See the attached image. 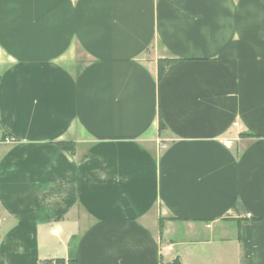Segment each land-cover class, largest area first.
<instances>
[{
	"label": "crops",
	"instance_id": "0c3cea01",
	"mask_svg": "<svg viewBox=\"0 0 264 264\" xmlns=\"http://www.w3.org/2000/svg\"><path fill=\"white\" fill-rule=\"evenodd\" d=\"M0 135V264H264V0H0Z\"/></svg>",
	"mask_w": 264,
	"mask_h": 264
},
{
	"label": "trees",
	"instance_id": "16d2710c",
	"mask_svg": "<svg viewBox=\"0 0 264 264\" xmlns=\"http://www.w3.org/2000/svg\"><path fill=\"white\" fill-rule=\"evenodd\" d=\"M178 60L174 58H161L158 60V71H159V77L165 73L167 68L174 63H176ZM163 123L160 122V129L163 128ZM58 145H60L62 148L68 150L71 153H74L75 151V144L71 141H57ZM163 227V220H160V229ZM42 264H65V260L62 258H56V259H48L42 262Z\"/></svg>",
	"mask_w": 264,
	"mask_h": 264
},
{
	"label": "built area",
	"instance_id": "2783aa9c",
	"mask_svg": "<svg viewBox=\"0 0 264 264\" xmlns=\"http://www.w3.org/2000/svg\"><path fill=\"white\" fill-rule=\"evenodd\" d=\"M15 141L16 139L14 137L0 135V142L14 143Z\"/></svg>",
	"mask_w": 264,
	"mask_h": 264
}]
</instances>
